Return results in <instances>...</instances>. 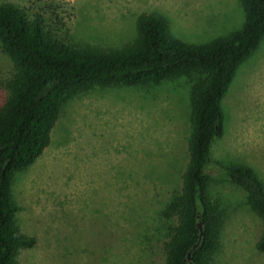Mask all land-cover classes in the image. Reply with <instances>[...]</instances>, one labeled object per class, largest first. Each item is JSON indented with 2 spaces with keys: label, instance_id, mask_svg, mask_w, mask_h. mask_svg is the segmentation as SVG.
<instances>
[{
  "label": "rangeland",
  "instance_id": "374dc122",
  "mask_svg": "<svg viewBox=\"0 0 264 264\" xmlns=\"http://www.w3.org/2000/svg\"><path fill=\"white\" fill-rule=\"evenodd\" d=\"M2 4L23 8L31 17L40 15L46 30L63 43L110 50L135 39L141 13L162 15L174 39L194 46L239 30L245 20L238 0H0ZM11 71L0 49V90ZM187 93L180 79L148 93L94 88L67 100L49 146L14 175L18 225L37 239L20 264H69L71 256L56 247V239L71 235L72 219L87 232L82 222L99 210L109 211L117 223L112 241L105 240L110 249L103 251L99 240L84 237L86 247L73 264H154L155 257L144 256L145 246L136 239L146 229L162 234L153 231L159 223L152 219L179 189L189 134ZM221 106L223 137L213 143L204 169L209 194L225 206L215 264H264V253L254 249L260 220L221 178L225 167L241 163L264 186V38L237 69ZM133 207L141 215L136 221L129 214ZM124 231L128 234L122 235Z\"/></svg>",
  "mask_w": 264,
  "mask_h": 264
},
{
  "label": "trees",
  "instance_id": "16d2710c",
  "mask_svg": "<svg viewBox=\"0 0 264 264\" xmlns=\"http://www.w3.org/2000/svg\"><path fill=\"white\" fill-rule=\"evenodd\" d=\"M238 3L245 18L242 27L201 46L174 39L162 15L141 13L135 21V39L120 50L63 43L46 30L40 15L31 17L23 8L0 5V49L12 64L11 74L0 90V264H20L23 254L36 247L37 239L18 225L21 208L12 196V184L14 175L28 169L49 146L51 132L67 100L94 88L148 93L180 79L188 87L189 134L179 189L152 219L159 223L152 226L153 231L162 234H149L146 229L136 240L139 246H145L144 256L147 252V258L155 257L154 264H215L225 206L221 198L209 194L204 169L213 143L223 137L222 100L239 66L264 38V0ZM221 178L243 196L259 218L261 228L254 249L264 253L261 180L241 163L225 167ZM137 210L129 208L132 221L141 216ZM91 214L82 222L87 232L83 233L72 219L68 223L72 236L56 239V247L71 256V260L67 258L69 264H73L80 248L86 247L82 245L84 237L99 240L103 251L110 249L105 240L112 241L117 223H113L109 211ZM199 221L200 231L196 228ZM141 232L139 224L137 233Z\"/></svg>",
  "mask_w": 264,
  "mask_h": 264
},
{
  "label": "water",
  "instance_id": "95a60500",
  "mask_svg": "<svg viewBox=\"0 0 264 264\" xmlns=\"http://www.w3.org/2000/svg\"><path fill=\"white\" fill-rule=\"evenodd\" d=\"M197 217H199V215ZM201 227H202V223L199 221L197 223V225H196V228H197L198 231H200L201 230ZM201 235L202 234H200V236H199V240L201 238ZM197 246H198V243L194 245L193 249H195ZM187 259L190 260V253L187 255Z\"/></svg>",
  "mask_w": 264,
  "mask_h": 264
}]
</instances>
